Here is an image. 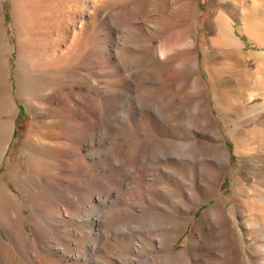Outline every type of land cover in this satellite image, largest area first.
Masks as SVG:
<instances>
[{
	"label": "bare ground",
	"instance_id": "6f19581e",
	"mask_svg": "<svg viewBox=\"0 0 264 264\" xmlns=\"http://www.w3.org/2000/svg\"><path fill=\"white\" fill-rule=\"evenodd\" d=\"M215 1L208 49L215 44L243 65L253 58L259 75L264 51L241 50L232 22L264 47V0ZM8 2L14 37L6 39L0 14V164L16 143L19 102L31 126L16 146L25 177L7 155L0 180V264H253L251 254L264 250L238 242L220 192L231 160L215 110L223 117L227 108L221 113L220 97L207 92L219 81L200 63L195 0ZM259 97L263 104L262 87L252 93ZM255 171L233 172L232 195L239 207L253 199L248 216L237 210L240 222L259 225L255 237L264 238V176ZM243 175L256 177L246 198ZM132 189L144 204L134 203ZM214 196L184 247L172 249L197 206Z\"/></svg>",
	"mask_w": 264,
	"mask_h": 264
},
{
	"label": "rangeland",
	"instance_id": "374dc122",
	"mask_svg": "<svg viewBox=\"0 0 264 264\" xmlns=\"http://www.w3.org/2000/svg\"><path fill=\"white\" fill-rule=\"evenodd\" d=\"M214 1L215 0H210V1L209 0H195V6L197 9V13L199 14L198 29L195 34V41L198 46L200 63H202L203 60H206L207 66L211 69L212 78H214L215 82L219 81V84L216 86V88L214 90L212 89L213 91L211 90V86L208 84L207 92L209 94V97L211 98L212 94H214L213 92L215 91V94L220 97L219 98V104H220L219 109L221 110V113L227 108L225 110V113L224 112L222 113L223 117H221L219 113L215 110V113L217 114L216 120L221 130L222 136L226 140L227 147H228L229 154H230V160H231L230 169L226 172L225 177L221 182L220 192L227 198L226 207L227 208H230V206L232 207V213H233L234 218L231 217V215H229V224L232 225L234 229V236L236 237L238 242H241L242 244H247V243L250 244V245H246L247 249L249 248L248 251L250 252L255 250V248L257 247L259 248L260 246L264 250V238L260 237L263 233H259L258 234L259 236L255 237L256 232L259 231L258 229L259 225L256 224L257 225L256 227L252 226L251 228H249L245 226L244 224H241L240 222L241 217H240L239 212L237 211L238 209L242 208L246 212L244 217H246V215L248 216V212H249L248 210L252 206H250V208H247V207L254 202H253V199L246 198L245 195L248 194L249 190L253 188L254 180L256 179V177L254 176L253 178L252 177L250 178V177L243 175V183L245 184L243 188V192H244L243 197L248 199L246 202L248 206L246 203H241L242 205L239 207V205L236 203L240 201H238V199L234 198V196L232 195V190L234 188V185L232 182V174L234 171L239 169V170L254 172L256 169V171L258 172V175H260L261 177L264 176V173H263L264 171V142L262 141L264 140V103L262 104L261 97H259L258 99H254V98L252 99L253 92L261 91V87H262V90H264L263 89L264 88V69H263L264 67H261V69L259 68L258 70L259 75H257L256 73L252 72L255 68V62H254L255 60L253 58L245 59L244 65L246 66V70L248 71L249 75L246 80H242L239 78L241 71L245 68L242 62L236 61V59H234L231 55L226 54L224 51L221 50L222 48L217 47V45L215 44L211 45V47H209L208 49V37L214 34L213 30H211L212 26L210 25L208 27V23L214 22V19L220 8L217 5L219 3L216 1L214 2ZM10 12H11L10 3L8 2V0H2V11L0 12V14L2 16L3 14L5 15L4 24L8 30V36H9L8 38V36L6 35V39L10 40L11 43L13 44L14 35H13V31L11 30L12 23L9 20L10 19L9 15L11 14ZM232 24L234 26V31L236 33L235 38L237 39L239 43L238 46L240 47L241 50L243 49L245 52H250V53L264 51V47L260 46L256 42V39L258 36H255L256 39L255 37L251 39L248 37L246 33L239 32L238 30L239 21H233ZM156 41H159V39H157ZM233 47L235 46H230V48H233ZM206 49L208 50L206 51ZM203 51H206L205 54L203 53ZM214 54L217 57L214 56ZM10 61H11V65H13L12 62H14V59L11 58ZM202 76L206 79V74L203 71H202ZM215 78H217V80ZM211 104L213 105L212 100H211ZM225 117H227V119ZM30 126H31V120L28 117L27 110L25 106L21 102H19V112H18L16 122H15L14 134L11 138V143H13L14 141L16 143L14 146H12L9 149L8 153L7 152L5 153L3 160L1 161L0 180L2 179V176L4 175L6 171L5 162H6L7 155L8 156L10 155L11 161L14 162L16 165H18L19 167L22 166V168L20 169V173L22 174L21 179L25 177V172L27 171V167L23 164L24 158L22 157L21 159L17 160V162H15L16 156L19 157V154L17 155L18 148L16 146L21 144L26 139ZM230 130H232L233 135L231 134ZM243 136H245L246 138H243ZM233 137H235L234 139H236V141L233 139ZM98 165H99L98 162H96L94 165L96 170L99 168ZM83 166H84L83 164L80 165L78 171L80 172V174H86L88 177L89 171L87 170L89 169L88 167L85 168ZM11 172H12V168H11ZM80 176L81 175H79L78 177ZM262 179L264 180L263 177ZM8 185L10 187L11 192L15 194V197L17 199L22 197V195L18 193V191L15 189V186L12 183L10 178L8 179ZM133 191L136 192L137 194V191L132 189V193ZM136 194H133V197H136V199H134V203H139L141 205L144 204L143 199L141 200V197L139 198L138 194L137 196ZM215 196L212 199H210L208 202L204 201L201 205L197 206L194 212V215L193 217L190 218V221L188 222L186 228L178 236V238L174 241L172 249L180 250L184 247V244H182V240L187 235L191 224L195 220V217L200 216L202 211L215 201L216 199ZM137 199L139 200V202ZM29 213H30V208L25 206V208L23 209V222L26 228V238L31 239L33 238V232L31 229V224L28 219ZM237 226H238V230H235ZM249 229L251 231H250V237L248 238ZM47 230L50 232V225H48ZM1 233L3 236H5L6 239H8L3 230H1ZM113 236H111L110 233H108V240L110 239L109 241L112 243L113 248H115L114 247L115 238ZM110 242L108 244L109 247L111 244ZM95 252L96 254H99V255L100 253L103 254L102 251H99V250H96ZM251 256L252 257H250V259L253 264H259V263L264 264V257H263L264 251L261 253L260 256L259 255L254 256L253 254H251Z\"/></svg>",
	"mask_w": 264,
	"mask_h": 264
}]
</instances>
